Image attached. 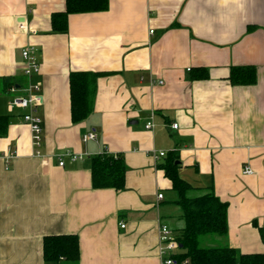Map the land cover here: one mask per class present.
Listing matches in <instances>:
<instances>
[{"label":"crops","instance_id":"1","mask_svg":"<svg viewBox=\"0 0 264 264\" xmlns=\"http://www.w3.org/2000/svg\"><path fill=\"white\" fill-rule=\"evenodd\" d=\"M64 10L65 0H0V264H66L45 262L42 241L67 234L78 238L76 264H161L159 226L176 235L183 225L161 168L172 156L188 197L212 192L227 204L219 240L264 254V0H109L54 34L51 16ZM31 46L39 71L25 76ZM238 66L255 67L254 85L229 82ZM76 72L101 76L91 113L73 124ZM33 84L41 157L27 110L8 104ZM65 152L81 158L59 167ZM102 153L124 159V190L92 188L90 158Z\"/></svg>","mask_w":264,"mask_h":264},{"label":"trees","instance_id":"2","mask_svg":"<svg viewBox=\"0 0 264 264\" xmlns=\"http://www.w3.org/2000/svg\"><path fill=\"white\" fill-rule=\"evenodd\" d=\"M109 0H65V10L53 13L50 29L54 34L67 32V19L74 13L104 12ZM204 73V72H203ZM205 75V76H204ZM98 73L76 72L69 76L70 117L73 124L84 121L92 111ZM255 67H231L229 82L233 86L254 85ZM207 77L201 74L198 78ZM0 119V124L5 120ZM6 125V124H5ZM176 156L169 157L161 167L171 181L172 189L177 193L175 201L181 211L182 228L176 230V239L180 247L174 256L177 264H264V254H240L228 247L224 241L227 236V204L220 201L212 192L190 198L187 192L192 187L182 179L177 170L179 165ZM92 188L124 190L125 165L120 156L107 153L90 158ZM203 237L211 238L213 245L201 244ZM43 259L45 262H64L76 264L79 260L78 238L76 235L46 236L42 241Z\"/></svg>","mask_w":264,"mask_h":264},{"label":"built area","instance_id":"3","mask_svg":"<svg viewBox=\"0 0 264 264\" xmlns=\"http://www.w3.org/2000/svg\"><path fill=\"white\" fill-rule=\"evenodd\" d=\"M20 30H25V26L19 24L18 27ZM153 33V31H150ZM21 57L24 61V69L23 74L25 76H31L32 73H36L39 71V63L35 57V50L31 47L23 48L21 51ZM25 96H15L13 97L9 104V109H25L27 113L23 115L25 123L29 127V131L31 133V146L35 149L34 156L41 157L40 152V145L42 142V118L37 115V109L42 105V97L40 95L41 88L38 84L27 85L24 88ZM9 92L13 95L17 93V89L13 86L9 88ZM153 122H148L145 125L146 130H152ZM171 128L177 129V124H172ZM96 138V134L89 133L82 136L81 140L83 142L86 141H93ZM164 153L159 152L157 154V158L163 157ZM12 154L10 153L5 159H10ZM64 157H68L71 161H76L81 158V155H75L71 152H65L61 155H56L55 158L57 159L58 166H64ZM242 173L244 175H251L252 170L248 167H243ZM158 199H162V194L157 195ZM125 225L121 224L120 228L124 229ZM159 238H158V247H159V256L161 264H177L174 260V256L178 253L181 246H179L178 241L176 239L175 233L165 224H161L159 226ZM188 261L186 260L183 264H186Z\"/></svg>","mask_w":264,"mask_h":264},{"label":"rangeland","instance_id":"4","mask_svg":"<svg viewBox=\"0 0 264 264\" xmlns=\"http://www.w3.org/2000/svg\"><path fill=\"white\" fill-rule=\"evenodd\" d=\"M201 244L204 246H215V245H213L211 238H206V237H203L201 239Z\"/></svg>","mask_w":264,"mask_h":264},{"label":"water","instance_id":"5","mask_svg":"<svg viewBox=\"0 0 264 264\" xmlns=\"http://www.w3.org/2000/svg\"><path fill=\"white\" fill-rule=\"evenodd\" d=\"M182 248V247H181Z\"/></svg>","mask_w":264,"mask_h":264}]
</instances>
